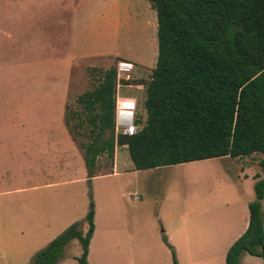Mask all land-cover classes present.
Masks as SVG:
<instances>
[{"label":"rangeland","instance_id":"374dc122","mask_svg":"<svg viewBox=\"0 0 264 264\" xmlns=\"http://www.w3.org/2000/svg\"><path fill=\"white\" fill-rule=\"evenodd\" d=\"M80 1L68 0L72 23ZM84 7L79 25L88 27L83 38L90 45L87 52L110 51L119 59L108 65L102 59L74 64L69 109L78 110V98L93 90L105 71L132 63L129 78L120 83L117 78L116 96L138 103L136 117L144 125L145 88L158 54L156 12L147 0H85ZM6 49L0 52V264H34L39 252L77 222L86 232L91 200L96 234L90 264H174L173 252L178 264H225L250 219L254 180L264 177L260 156L136 171L127 150L118 146L115 166L113 159L101 156L91 183L85 162L67 173L58 168L50 177H34L35 165L45 167L47 149L33 144L42 133L13 128L12 98L19 91L8 64L12 53ZM81 255L75 240L58 264H79ZM241 264H264V259L244 253Z\"/></svg>","mask_w":264,"mask_h":264},{"label":"trees","instance_id":"16d2710c","mask_svg":"<svg viewBox=\"0 0 264 264\" xmlns=\"http://www.w3.org/2000/svg\"><path fill=\"white\" fill-rule=\"evenodd\" d=\"M147 1L157 15L158 54L145 88V124L138 117L136 134L116 135V67L78 98L77 111H68L88 182L98 159H114L118 146L126 147L136 171L258 155L264 174V0ZM256 180L248 228L229 249L226 264H241L244 253L264 259V178ZM95 214L91 200L88 230L73 224L34 264H58L75 240L82 247L79 264H88ZM173 260L178 264L174 252Z\"/></svg>","mask_w":264,"mask_h":264},{"label":"crops","instance_id":"0c3cea01","mask_svg":"<svg viewBox=\"0 0 264 264\" xmlns=\"http://www.w3.org/2000/svg\"><path fill=\"white\" fill-rule=\"evenodd\" d=\"M84 1L77 4L72 23L73 17L69 18L72 7L68 0H0V52L7 48L12 53L8 64L12 63L19 91L12 98L16 114L13 128H30L42 133L43 136L35 139L33 144L47 149L43 156L48 158L45 167L42 169V165H35L34 177L35 174L50 177L58 168L67 173L77 162L83 165L84 155L72 139L66 119L71 68L77 63L100 59L108 65L118 58L110 51L99 55L87 52L90 45L83 38L88 27L85 23L79 25V14L85 12ZM22 85L23 93H20ZM40 88L43 93H40ZM253 156L256 155L250 158ZM115 159L116 154L112 167ZM243 173L246 179L252 178ZM248 225L249 221L236 240L246 232ZM95 234L96 225L90 248ZM90 253L89 249L88 264Z\"/></svg>","mask_w":264,"mask_h":264},{"label":"built area","instance_id":"2783aa9c","mask_svg":"<svg viewBox=\"0 0 264 264\" xmlns=\"http://www.w3.org/2000/svg\"><path fill=\"white\" fill-rule=\"evenodd\" d=\"M134 69L132 63L121 62L118 65V78L123 77L129 78L131 71ZM137 103L132 100H126L116 96V110H115V133L117 136H133L137 132L136 124V113H137Z\"/></svg>","mask_w":264,"mask_h":264}]
</instances>
